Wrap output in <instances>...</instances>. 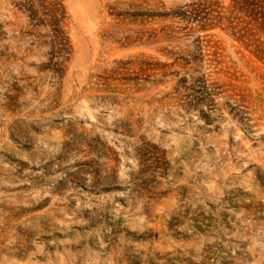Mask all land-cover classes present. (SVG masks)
I'll return each mask as SVG.
<instances>
[{
    "label": "rangeland",
    "instance_id": "rangeland-1",
    "mask_svg": "<svg viewBox=\"0 0 264 264\" xmlns=\"http://www.w3.org/2000/svg\"><path fill=\"white\" fill-rule=\"evenodd\" d=\"M188 4L0 0V264H264V64Z\"/></svg>",
    "mask_w": 264,
    "mask_h": 264
},
{
    "label": "trees",
    "instance_id": "trees-1",
    "mask_svg": "<svg viewBox=\"0 0 264 264\" xmlns=\"http://www.w3.org/2000/svg\"><path fill=\"white\" fill-rule=\"evenodd\" d=\"M225 10L204 13L188 4L177 18L202 30L224 27L240 45L264 64V0H228Z\"/></svg>",
    "mask_w": 264,
    "mask_h": 264
}]
</instances>
